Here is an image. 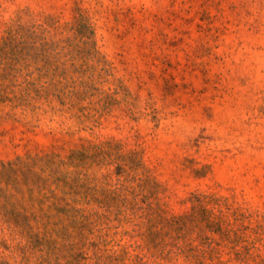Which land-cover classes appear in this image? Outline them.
I'll return each instance as SVG.
<instances>
[{
  "label": "rangeland",
  "instance_id": "obj_1",
  "mask_svg": "<svg viewBox=\"0 0 264 264\" xmlns=\"http://www.w3.org/2000/svg\"><path fill=\"white\" fill-rule=\"evenodd\" d=\"M0 264H264V0H0Z\"/></svg>",
  "mask_w": 264,
  "mask_h": 264
}]
</instances>
